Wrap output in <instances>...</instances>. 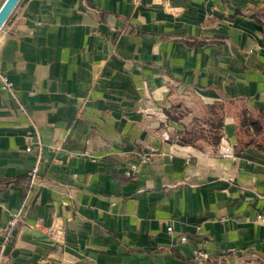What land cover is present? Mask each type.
Wrapping results in <instances>:
<instances>
[{
  "label": "crops",
  "instance_id": "crops-1",
  "mask_svg": "<svg viewBox=\"0 0 264 264\" xmlns=\"http://www.w3.org/2000/svg\"><path fill=\"white\" fill-rule=\"evenodd\" d=\"M168 1L22 0L0 32V264H264V152L177 140L264 111V0Z\"/></svg>",
  "mask_w": 264,
  "mask_h": 264
},
{
  "label": "trees",
  "instance_id": "trees-1",
  "mask_svg": "<svg viewBox=\"0 0 264 264\" xmlns=\"http://www.w3.org/2000/svg\"><path fill=\"white\" fill-rule=\"evenodd\" d=\"M256 20H264V10L253 13ZM176 106L165 111L172 121L179 122L186 113ZM233 117L236 122L237 145L235 150L257 148L264 152V111L252 109L244 97L206 105L202 116L196 118L192 126L186 128L185 134L178 139L181 145L197 146L198 142H207L219 147L224 137L225 121Z\"/></svg>",
  "mask_w": 264,
  "mask_h": 264
},
{
  "label": "built area",
  "instance_id": "built-area-1",
  "mask_svg": "<svg viewBox=\"0 0 264 264\" xmlns=\"http://www.w3.org/2000/svg\"><path fill=\"white\" fill-rule=\"evenodd\" d=\"M165 4H169V1L168 0H165ZM168 8V7H167ZM188 95V91H184L182 93V97H185ZM139 112L141 114H143L144 116L146 117H149V116H154V115H157L158 114V109L156 108V106H154L152 103L150 102H146L144 105H142L140 108H139ZM162 122L164 123V128H167V122L165 120V118L162 116ZM165 133L162 135L163 138L166 140V141H169L170 140V137L167 133V130L164 131ZM178 140V139H177ZM30 151V149H28ZM220 155L224 158H234V155H235V145L232 143V141L228 138V137H223L222 138V141H221V144H220ZM37 172H38V169L37 168H34L32 169V171H30L29 173V182L30 184H34L36 182V179H37ZM257 221L261 224L264 225V215H259L257 217ZM11 227H14L16 225V221H12L10 223ZM169 231H171V228H169ZM9 232V230H8ZM187 241V238L183 237L182 238V242H186ZM205 245H203V243L200 245V248L196 250V258L198 261L200 262H207L210 260V256L209 254L206 252L205 248H204Z\"/></svg>",
  "mask_w": 264,
  "mask_h": 264
},
{
  "label": "water",
  "instance_id": "water-1",
  "mask_svg": "<svg viewBox=\"0 0 264 264\" xmlns=\"http://www.w3.org/2000/svg\"><path fill=\"white\" fill-rule=\"evenodd\" d=\"M22 0H5L0 7V32Z\"/></svg>",
  "mask_w": 264,
  "mask_h": 264
}]
</instances>
